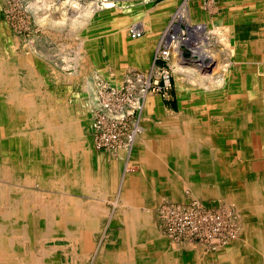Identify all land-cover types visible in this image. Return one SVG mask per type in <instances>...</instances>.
<instances>
[{"label": "bare ground", "instance_id": "bare-ground-1", "mask_svg": "<svg viewBox=\"0 0 264 264\" xmlns=\"http://www.w3.org/2000/svg\"><path fill=\"white\" fill-rule=\"evenodd\" d=\"M216 1L221 10L218 18L224 20L223 13L226 8L224 6L228 0ZM238 1L244 2L247 9L245 15L247 18L253 16V19L251 18L253 24L257 25L264 21V11L257 12L259 11L257 3L264 4V0ZM188 5L189 2L186 0L181 7L185 8ZM169 9L170 6L167 4L162 5L153 13H149L146 21L149 20L158 25L161 21L160 16ZM39 11L35 10L38 21L44 17V14H40ZM184 13L183 9L176 15L183 17ZM3 16L4 14L0 12V206L7 204L10 211H4V208L0 207V262L2 264H85L89 258L88 253L94 251L97 256L102 247H105L109 240L108 228L117 224L123 226L125 230V243L115 238L117 240L115 249L127 254L128 259L138 257L139 253L135 254V251H141L132 250L133 247L137 249L148 247L159 253V256L152 255L151 260L149 259L152 264H182L181 259L184 258L185 260L187 258L186 264H197V262L240 264L239 259L242 260L241 264H259L253 257H256V254L264 257V113L262 111L264 100L261 98L264 95V59L254 60V55L244 50L246 47L243 46V43H249L254 27L248 28L247 35H244L243 31L237 32L238 43L242 50L238 60L227 64L228 67L223 66L222 60L216 54L217 51L212 55L208 52L209 50L205 51L206 47L200 45L203 41L201 42L200 38L195 36L194 30H189L192 32L190 38L188 36V39L176 41L177 37L170 39L173 33L170 36L168 33L171 28H173L172 32H176L179 25L173 26V24L171 25L173 27H167L156 46L150 69L153 72L158 71L156 59L160 56L171 61L175 74L180 75L177 80L181 96H184V93L185 96L188 95L181 90L182 81H184L182 75L186 71L189 70L188 72L192 75L189 76L197 82L194 86L197 89L196 92L190 91L188 99H182L180 110L177 112L164 108L161 100L157 98H162L161 93L150 89L152 80L148 83V87L140 90L138 97L132 96L136 85L142 87L141 82L128 74L129 70L127 74L124 72L127 69L131 71L144 68L147 58L145 54L144 59L143 52L144 48L146 49L143 44L145 42L125 43L127 31L120 29V26L126 22V15L115 12L112 24L103 21L97 27L93 26L87 40L82 39L84 43L80 41L83 44L80 45L78 53L80 56L75 59L73 73L66 72L65 75L58 76L80 88L83 93H89L88 98L77 94L75 105L72 106L67 105L66 98L50 96L43 90L41 77L35 69L40 66V70L42 68L49 70L53 77L54 67L44 63V57L40 55L42 52H34L36 51L34 43L35 46L31 45L33 49L27 47L22 51L18 50L19 44L16 40L13 44L8 43L12 33ZM50 18L43 25L57 29L60 26H66L56 22L52 19L53 17ZM218 18L216 21L219 20ZM77 20L72 21V28L73 26L77 28L78 25L74 23ZM248 21L245 22L248 23ZM151 23L139 24L134 29L143 34L149 28L158 30L161 26L156 27L155 24L152 26ZM198 29L201 28L198 27ZM197 33H201V30ZM110 45H113L112 53L107 54L106 52H109L111 48ZM89 54L94 56V61L99 65L96 68H108L109 65H113L115 69L111 80L113 87L100 91V87L104 85L96 86L98 74L94 73L95 70L93 73L89 71L90 59H86ZM238 65L241 71H246L247 74L249 72V74L248 76L245 74L246 77L240 86L226 89V80L223 77L231 75L227 71L228 68L239 69ZM69 67V69L73 68ZM122 74H126L125 79L119 81L118 77ZM232 75L234 76L232 82L237 83V77L234 73ZM241 76L243 78L244 74ZM166 81L169 86L171 84L169 77ZM256 86L259 89H255ZM114 89L119 97L118 101L116 99L112 105L108 98L112 96L111 93H115L112 92ZM218 100L223 102L229 115L227 120H221L219 123L209 115V111L214 108L213 104ZM250 101L253 104L251 111L246 106ZM86 104L89 107H86ZM70 108L76 110V119L70 117L73 112ZM136 113L137 117H133ZM244 117L251 119L244 121ZM97 118H101L105 125H108L109 120L122 125L124 130H127L125 134L127 139L123 142L120 138L118 142L120 145L112 149H104L108 152L101 149L97 151L93 140L87 134L90 124L92 126ZM253 134H256L259 140L257 146L253 142ZM147 137L165 140V145L161 143L162 146L160 147L159 144L157 149L149 148L145 146ZM174 151H178L182 157L180 164L177 165L181 169L180 180L183 193L182 187L179 186L174 191L175 196L172 199L177 202L184 201L186 198L198 200L184 204L190 206L193 202L201 205L202 201L208 200H211V205L219 206L222 205V201L234 202L239 210L249 215L254 221V226L248 224L242 230L243 241L248 242L250 239L255 243L253 248L252 244L249 246L245 242L239 257L236 255L232 260L224 258L213 263L208 257L199 254H191L189 258L184 251L185 248L166 241L165 235L162 236L155 229L152 216L146 213L148 211L140 210L135 200L144 199L146 194H141L138 188L142 190L147 187L152 188L156 195L172 191V188L162 189V186L157 184L159 182L151 180L147 173L151 170H159L162 173L167 170L165 167H172L171 164L167 167L163 162L153 166L151 159L153 156H163ZM221 156L225 158L222 161H220ZM135 165L140 167V171L130 172V167ZM193 170L196 172L193 175L194 178L191 174ZM12 181L39 185L41 189L49 191L50 202L47 204L50 207L46 204H37L38 208L30 207V203H40L35 199L27 203H19L22 190L21 187L7 185ZM52 192L57 195L53 197ZM112 197H115L116 204L110 211L104 206L95 204ZM231 200L234 201L230 202ZM140 203L141 201L138 204ZM55 204H58V207L52 208L51 206ZM106 218L109 224L104 226ZM33 231L43 234L44 238L64 241V251L58 252L57 255L41 252L38 261L35 257L30 258V250L24 244L30 238L29 233ZM14 248L17 249L14 250ZM11 249L14 253H10ZM120 264H131V261L123 260Z\"/></svg>", "mask_w": 264, "mask_h": 264}, {"label": "rangeland", "instance_id": "rangeland-1", "mask_svg": "<svg viewBox=\"0 0 264 264\" xmlns=\"http://www.w3.org/2000/svg\"><path fill=\"white\" fill-rule=\"evenodd\" d=\"M44 1L45 3H43ZM165 1L167 0H69V1L67 0L65 1L64 0H0V4H1L0 12L4 14L3 19L6 22L8 28L10 29V32L12 33V37L8 38V43L13 44L16 40V43L19 44V48H18L19 51H22L26 49L27 47L30 49H33L34 47H32L31 45H34V44L36 45L35 47L36 51L34 52H38V53L42 52L40 55L44 57L43 59L45 60V62L44 60L43 62L45 64H48L49 66H52V68L54 67L53 68L54 70H52V72L54 71L53 77L51 76L52 74L51 72H49V70H45L44 68L40 70L39 68L40 66H37L35 69L37 74H39V76L41 77L40 79L44 85L43 90L46 93H48L50 96H55L58 98H66L67 99L66 103L67 105H70V106L75 105L74 101L77 99V96H78L77 94H82L88 98L89 93L87 92L83 93L80 88H77L73 84L65 81L64 78L61 79L58 76H61L62 74L65 75L66 72L70 74L73 73V70H75L74 64L76 65L75 59L77 56L78 57L80 56V54L78 55L80 51V45L84 43L83 40L86 41L87 38L90 36L89 34L91 33V28L93 26L97 27L103 21H107L108 24H112V22L114 21L113 18H114L115 12H119L122 15H126V22L120 26V29L125 30V32L127 31L125 43L145 42L143 43L144 47H146V49L144 48V51H143L144 59H145V54H146L147 61L149 60L148 64L144 68L132 69L131 70L132 72L130 71V69H127L126 72L124 73L127 74L129 70L128 74H130L131 76L138 77L141 80L140 86H142L143 89L148 87V83H150L151 77L152 75H154L152 79L153 83L158 80L159 85L163 87L162 92H159L161 93L162 98L160 97H157V98L161 100L160 102H163L162 99H164L166 104L169 101L171 102L172 100L170 99H173V98L180 99L181 101L182 99L183 100L188 99L189 94H190L189 92L190 91L196 92L197 90L194 87L197 84V82L194 81L193 77H190L192 75L188 72L189 71L188 70L184 73V75H182V78L184 81H182L183 88L181 89V90H184L188 95L185 96V93H184V96L179 95V85H178L177 78L180 75L175 74L173 70L174 66L169 60L166 62L159 61L158 71L153 72V70L150 69L152 53L168 26H171L173 24H174L173 26L179 25V29L176 32H172L173 28H171L170 30V33L171 34L173 33L172 34L173 38L177 37L176 41L177 40L182 41L184 39L190 38L192 32H190L189 30H192V31L194 30L196 33L195 36L198 37V39L200 38L201 42L203 41L202 43L200 42L201 43L200 45H202V47L204 48L206 47L205 51L207 52V50H209L208 52H210L211 55L217 51L216 54H218L219 58L222 60L223 66L225 65L227 66V64L229 65L230 62L231 63L236 62L238 60V56L241 53L242 48L238 43L237 32L243 31V34L247 35L248 28L251 29L254 27L250 34L253 36L250 37L249 43H246V44L243 43L244 48L246 47L244 50L252 54V56L254 55V60L261 61L264 59V21L259 22L257 25L253 24L252 23L253 20H251L253 16H250L249 18H247V16L245 15V12L247 9L244 5V2H241L238 0H232L233 2L231 0H228L227 2H225L224 7L226 8H225V13H223L224 20H220L218 17L220 15L221 10L216 0H188L190 6L188 5V7H185V8H182V7L186 0H178V4L171 11L167 13H163V15L160 16L161 21L158 23V25L157 23L156 24L151 23L149 20L146 21L149 13L150 14L153 13L155 10L161 7L164 4L163 2ZM30 2H32V4L34 3L33 5H36L37 3L41 5L39 12L40 14H44V17L45 16H47L48 18L53 17L52 19L56 20V22L66 24L67 27L65 25L60 26V27L58 26L59 31H57L58 29L55 27L54 28L57 30H55L54 28L48 27L47 25H41L38 22V20H36L37 19L35 15L36 9H34V7L29 8V4L31 5ZM75 2L76 3L78 2V3L76 4ZM257 8L259 9V11L257 12L264 11V4L258 5L257 3ZM183 9L185 11L184 16L178 17V15L176 14H178V12ZM78 14H80L82 17ZM76 17H79L77 19L78 20L80 19V20L78 21ZM56 18L57 19L59 18V19L57 20ZM217 18L219 20L216 21ZM73 20H77L79 23H82L84 25L82 24L80 25L77 21H74V23L76 22L78 26L77 28L75 26H73L72 28L71 24H73L72 23ZM245 21H248V23ZM67 22H69V24ZM150 23L152 24V26L155 24L156 27L161 25V28H158V30L156 28L154 29L149 28L148 30H146V32L142 34L141 37L134 38L132 36V31L134 30V27L138 26L139 24L148 25ZM40 25L42 28L40 27ZM198 27L201 29H198ZM198 30H201V33H197ZM203 37L209 43L206 42ZM149 40L151 41V43ZM80 41L83 43H80ZM110 47L111 48L109 49V52H106L107 54L112 53L113 45H110ZM86 59L87 60L90 59L89 61V64H91L89 65L90 73H93V71L95 70L94 73L98 74V77H97L98 83L96 81V86L100 84L104 85L103 87H100V91L107 90L113 87L114 85L111 82V80L113 79V73L115 71L113 65L112 66L109 65L108 68L107 67L96 68L99 65H97V63L94 61L93 55L89 54L88 56H86ZM66 61L67 63H65ZM60 64H61V67H60ZM69 66L73 68L69 69L70 68ZM238 67L239 69L237 67L228 68L230 70L227 69V71H229L231 75L228 74L225 77H223L226 80V83H225L226 89L240 86L242 83V80H244L246 77L245 74L248 76L249 72L247 74L246 71L240 70V65H238ZM164 70H168L170 72L171 86L169 88H165V78L162 75ZM233 73L237 77V83L232 82L233 77H234L232 75ZM126 74H122L121 77L117 76L119 81L121 79H125L124 76ZM242 74H244L243 78L241 76ZM139 76H142V77H139ZM108 80L110 82H108ZM143 83H145V85H143ZM139 88H140L139 86L137 85L135 86V89H134L135 92L132 94V96L138 97V94L140 92ZM255 89H259V87L256 86ZM111 95L112 96L110 97V99L108 98V100L113 105L119 96L116 94V92L111 93ZM220 95L222 96V94ZM262 95H263V90H262ZM244 96L246 97V95ZM263 96H261V98H263L264 100ZM175 99L174 101H176ZM177 101L179 102V100ZM127 103L129 102L127 101ZM249 103H247L246 106L248 110L251 111L253 109V104L251 101ZM86 107H89V106L86 104ZM213 107L214 108L209 111V115H211V117L215 119L217 123H219L221 120L223 121L229 118L228 112L226 111L224 104L221 100L216 101L213 104ZM70 110L73 111L71 112L70 117L73 119H76L77 118L76 110L73 108H70ZM91 111L93 113L94 108ZM262 111L264 113L263 108H262ZM135 116L136 115L134 114L133 117ZM250 119H251L250 117L243 118L244 121H247ZM97 120H95L92 126L90 124L89 128L87 129V134L93 140L94 148L97 151L101 149L103 151L108 152V150H104V149L114 148L111 146H107L108 143H110V140L112 142L113 140L122 138L121 140L124 142L125 139H127V137H125L127 130H124L122 125L117 124L112 120L111 121L109 120L108 125H105L103 122V124H101L100 127H97L96 126ZM112 135H117L115 137H118V138L112 139L111 137ZM252 139L255 145L257 146L259 140L257 139L256 134H253ZM117 145H120V143H117ZM217 150H220V149L217 148ZM224 152H227V151H224ZM224 159L225 158L221 156L220 161ZM137 169L138 168L134 166V167H130L129 171L130 172L138 171ZM0 182H1V178H0ZM10 184H7V185L15 186L19 188L21 187L20 189L22 190V193H21V196L19 197V201H18L19 203H27V202H30V200L35 199L36 201L40 203H30V207L38 208L37 204H43V205L46 204L47 206L50 207V205L47 204L50 202V197H49L50 195L48 193L49 191H45L43 188L41 189L39 185L17 183L16 181H12V183ZM52 193L54 194L53 197L57 195L54 192ZM193 200L194 199L190 200L189 198H186L184 201H181V202L180 201L163 202L158 207L157 215L156 217H154L155 221H154L153 226L156 227L155 229H157L161 233L162 236L165 235L164 237L166 241H169L170 243L175 244V245L177 244V246L179 247L185 248L184 251L188 254L189 258H191V254L193 255L199 254L201 256L208 257V259L211 262L216 263L217 261L221 259L223 260L224 258L225 259L227 258L228 260L229 259L232 260L234 257H236V255L239 257L240 252L242 251L243 246L245 245V242H246V241H243L244 235H243L242 230L248 224L249 226L251 224H252L251 226H254V223H253L254 221L250 219V216L247 215L246 213H243L241 210H239L237 205L233 202L234 200L230 201L233 203H227L225 201H222V205L220 206L216 204L211 205L212 203L211 200H208L206 202L202 201L201 205L194 203V202L191 203L192 204L191 206L184 205L185 203H188L189 201H193ZM0 207L4 208V211H8V210L10 211L9 206L7 204H3ZM51 207L56 208L58 207V204L57 205L55 204ZM104 222L105 223H103V225L106 226L108 223L106 221ZM263 233H264V224H263ZM108 234L112 236L113 231L111 229L108 230ZM118 234L123 240L125 237L124 230L120 229ZM29 235H30V238L29 240L25 242L24 245H26L28 250H30V258L35 257L38 261V257L40 256L41 252H44V253L47 252V253H52L53 255H57L58 252L64 251L63 250V247H65L64 241H60L58 239H52V238H44L42 237L43 234L37 233L34 231L30 232ZM42 239L44 240L42 241ZM215 239L217 240L215 241ZM246 244L249 246L252 244L251 245L252 248L255 246V243L252 242L250 239L248 240V242H246ZM113 245H115V240H111L109 242V247H112ZM15 249L17 248H14V250ZM14 250L11 249L10 253H14ZM38 250L40 251L39 253H38ZM156 255L158 256V253L153 252V256H156ZM255 256L256 257H253L255 261L259 262V264L264 263L263 256H261L260 254L259 255L256 254ZM109 260L110 262L112 261L111 262L112 264L115 262V259L113 258ZM239 260L241 264L242 260L241 259ZM89 263L87 262L85 264H89ZM181 263L186 264L187 258L186 260L185 258L183 260L181 259ZM199 263L203 264L202 262H197V264ZM0 264H2V262H0Z\"/></svg>", "mask_w": 264, "mask_h": 264}, {"label": "crops", "instance_id": "crops-1", "mask_svg": "<svg viewBox=\"0 0 264 264\" xmlns=\"http://www.w3.org/2000/svg\"><path fill=\"white\" fill-rule=\"evenodd\" d=\"M164 4H167L168 6H170V9L167 10V12L171 11L177 4H178V0H167L165 2H163ZM163 4V5H164ZM165 12V13H167ZM161 28V26H160ZM146 32V31H144ZM156 49V48H155ZM155 49L152 53V59H151V63L153 61V58H154V54H155ZM149 61V60H148ZM148 61H147V64H148ZM146 64V65H147ZM151 65V64H150ZM175 98L173 99H170L172 100L171 102H167V104L165 103L164 99L163 102H161V104L164 106L165 109H167L168 111H179L180 110V105H181V100L180 99H175L176 101H174ZM179 100V102L177 101ZM167 105V106H166ZM161 141V142H160ZM164 141V142H163ZM165 140H157V137H147V140H146V145L147 147L149 148H158L159 144H160V147L162 146L161 143H164L165 145ZM151 144V145H150ZM151 146V147H150ZM177 152V153H176ZM158 153V152H157ZM165 154H167L165 152ZM179 152L178 151H174L170 154H167V155H163V156H153V158L151 159V165H155V164H160V163H164L167 167L169 164H171L172 167L170 168H166L167 170H164V172H160L159 170H151V172L147 173L149 174L150 176V179L152 180H157L159 183V185L162 186V189H165L166 190H170L172 188V191L170 193H165V194H157L155 193V190L152 189V188H145L144 190H142L141 188L139 189L138 188V191L143 194V193H146L145 194V197L144 199H136L135 201V204L140 208V210L144 209V211H148L146 212L147 214L151 215L152 216V222L154 224V217H156L157 215V209L158 207L163 203V202H166L167 200H170V201H175L172 199V197L175 196V193L174 191H176L178 189V187H182L181 185V180L180 178L182 177L181 173H180V168L178 167V165L180 164V161L182 160L181 156L179 157ZM160 157V158H159ZM157 158V159H156ZM162 158V159H161ZM179 158V159H178ZM159 159V160H158ZM177 159V160H176ZM172 160V161H171ZM167 162V163H166ZM176 162V163H175ZM179 162V163H178ZM178 164V165H177ZM135 167H139L138 165H135ZM138 171H140V167L137 169ZM173 170V171H172ZM158 171V172H157ZM169 172V173H168ZM174 173V174H173ZM192 174V177L194 178V174H196V172L193 170V172L191 173ZM174 175V176H173ZM192 178V179H193ZM174 181V182H173ZM165 184V185H164ZM117 188V187H116ZM154 190V191H153ZM182 193H183V187H182ZM174 194V195H173ZM178 194V193H177ZM169 195V196H168ZM183 195V194H182ZM165 196V197H164ZM148 198V199H147ZM109 199V200H108ZM158 199V200H156ZM175 199V198H174ZM115 197H112V198H107L106 200L104 199L101 203L100 202H96L95 204L99 205V206H104L105 208H107L108 211H110L113 206L116 204L115 203ZM154 200V202H153ZM141 201L140 204H138L139 202ZM143 201V202H142ZM158 201V202H157ZM111 202V203H110ZM153 202V203H152ZM104 203V204H103ZM142 204V205H141ZM148 206V207H147ZM110 207V208H109ZM104 221H106L108 224H109V220L106 218L104 219ZM112 230L113 231V234L112 236L108 234V230ZM120 229H123V226L121 225H115L111 228H108L107 230V235H108V243H106L105 247H102V249L98 252V255L96 256L95 255V252L93 251L92 253H88L89 254V258L87 260V262H91L89 264H112L110 262L109 259H111V257L113 259H115V263L113 264H120V261H131V264H152L149 259L151 260V256L153 255V249L151 248H148V247H144L142 249H137L135 247L132 248V250H141L139 252H136L135 251V254L136 253H139L138 257H129L128 259V256L127 254H125L124 252L121 253L120 251H118L117 249H115V246H116V241L119 240V242H123L125 243V237L124 239L122 240V238L119 236L118 232ZM124 236H125V230H124ZM117 238V240L115 239ZM111 240H115V245H113L112 247H109V242ZM150 251V252H149ZM118 252V253H117ZM105 253V254H104ZM156 253V252H155ZM94 255V256H93ZM106 255V256H105ZM148 255V256H147ZM119 256V257H118ZM125 256V257H124ZM158 256H159V253H158ZM92 257V258H91ZM101 257V258H100ZM92 259V260H91ZM97 261H96V260ZM103 259V260H102ZM95 260V261H94ZM135 260V261H134ZM103 261V262H102ZM95 262V263H94ZM109 262V263H108Z\"/></svg>", "mask_w": 264, "mask_h": 264}, {"label": "built area", "instance_id": "built-area-1", "mask_svg": "<svg viewBox=\"0 0 264 264\" xmlns=\"http://www.w3.org/2000/svg\"><path fill=\"white\" fill-rule=\"evenodd\" d=\"M132 35H133V37H141V35H142V33L140 32V31H138L137 29H134L133 31H132ZM168 35L170 36L171 35V33L169 32L168 33ZM168 35H166V36H168ZM168 36V37H169ZM170 39H173V37H172V35H171V37H169ZM168 38V39H169ZM157 58V57H156ZM159 61L160 62H166V61H168V59L167 58H164V57H158L157 59H156V62H157V64L159 63ZM151 73H152V71H151ZM162 75H163V77L165 78V88H169L170 86H171V84L168 86L167 85V81H166V78L167 77H169V79H170V72L168 71V70H164L163 71V73H162ZM135 77V76H134ZM139 77H142V76H139ZM136 79H137V81L139 82H141V80L138 78V77H135ZM153 79V77L151 78V80ZM171 80V79H170ZM135 81V83H136V80H134ZM143 85H145V83H143ZM142 89V87H140V90ZM150 89H152V90H154V91H156V92H162V90H163V87H161L160 85H159V82L158 81H155L154 83H153V81H152V84H151V86H150ZM139 90V91H140ZM113 92H115V90L113 91ZM139 93H141V92H139ZM136 116H137V113L135 114ZM101 124H103V121L101 120V118H98V120L96 121V126L97 127H100V125ZM115 136H117V135H112L111 137H112V139L113 138H117V137H115ZM120 139H116V140H113L112 142H111V140H110V143H108V145L107 146H111V147H115V145H117V143H118V141H119Z\"/></svg>", "mask_w": 264, "mask_h": 264}, {"label": "clouds", "instance_id": "clouds-1", "mask_svg": "<svg viewBox=\"0 0 264 264\" xmlns=\"http://www.w3.org/2000/svg\"><path fill=\"white\" fill-rule=\"evenodd\" d=\"M32 7H35L37 9V11H39L41 5H39V3H37L36 5H29V8H32ZM48 17L45 16V17H42L38 22L43 25L44 23H46Z\"/></svg>", "mask_w": 264, "mask_h": 264}]
</instances>
